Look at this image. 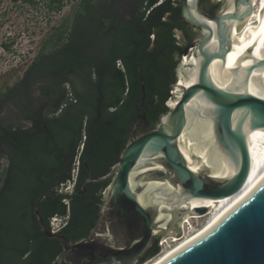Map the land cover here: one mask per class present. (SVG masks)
I'll return each instance as SVG.
<instances>
[{
	"label": "trees",
	"instance_id": "1",
	"mask_svg": "<svg viewBox=\"0 0 264 264\" xmlns=\"http://www.w3.org/2000/svg\"><path fill=\"white\" fill-rule=\"evenodd\" d=\"M52 2H59L61 8V0ZM114 4L113 0H83L72 27L59 29L21 80L0 97V112L4 101H12L18 104V117L26 115L33 123L27 130L0 126V161L7 159L0 173V264H52L62 247L42 233L35 206L46 196L40 215L49 231L52 217L68 214V197L59 187L71 176L78 147L83 144L85 151L101 153L102 167L91 176L100 178L123 153L139 116L146 117L139 122L143 134L170 110L176 69L189 44H180L175 36L180 29L189 38L180 3L145 0L142 10L132 16L116 12ZM219 6L207 9L216 14ZM35 100L49 101L37 115L27 106ZM4 150L6 154L1 153ZM107 157L111 160L105 162ZM86 178L81 170L76 192ZM106 184L86 187L103 191ZM100 201L94 194L91 201L71 198V222L64 230L69 239L88 235ZM159 251L157 247L145 255L141 264Z\"/></svg>",
	"mask_w": 264,
	"mask_h": 264
},
{
	"label": "water",
	"instance_id": "2",
	"mask_svg": "<svg viewBox=\"0 0 264 264\" xmlns=\"http://www.w3.org/2000/svg\"><path fill=\"white\" fill-rule=\"evenodd\" d=\"M234 4L233 12L227 10L229 1L226 0L221 10L210 14L201 6L200 0H182L183 20L199 31V38L192 46L186 47L182 55H192L198 61L197 65H191V68L197 67L196 81L188 86L179 83L181 59L174 84V88L181 89L176 105L169 108L154 129L136 135L138 123L146 119L139 116L132 125L129 142L119 161L108 174L90 180L94 183L111 180L102 217L91 235L71 244L65 237L50 233L40 215L41 202L47 198L44 196L38 200L35 215L42 232L63 243L62 253L52 264H141L148 246L152 241L158 246V237L167 230L161 227L162 221H157V205H143L138 198L150 182L169 183L174 189L171 193L164 191L165 197H176L180 202L177 204L234 196L247 184L252 168L248 136L264 129V99L245 92L241 87L254 73L264 69V57L242 69L243 80L239 88L218 87L210 73L215 60H221L222 64L227 62L232 48L233 24L244 22L254 12V0H235ZM215 37L218 46L211 49ZM253 51H249L245 58L249 59ZM182 73L190 77L183 68ZM141 87L144 101V82ZM195 98L208 104L207 115L213 120L218 147L236 167L233 177L216 178L208 170L192 171L179 147L188 116L203 115L199 110L187 111ZM141 162L144 163L140 165ZM155 166L162 169L139 176L136 186L132 187L130 178L134 171ZM184 212L176 205L172 212L173 222L177 223ZM192 212L204 215L207 209L196 208ZM157 230L159 235L155 234ZM162 264H264V167L207 233L179 249Z\"/></svg>",
	"mask_w": 264,
	"mask_h": 264
},
{
	"label": "bare ground",
	"instance_id": "3",
	"mask_svg": "<svg viewBox=\"0 0 264 264\" xmlns=\"http://www.w3.org/2000/svg\"><path fill=\"white\" fill-rule=\"evenodd\" d=\"M228 1L229 6L227 10L233 12L235 10V0ZM194 14L200 18L195 11ZM211 25L215 27L214 23H211ZM231 32L232 48L228 54L226 64H222L221 60L217 59L211 64L210 68L213 82L222 89L241 87L243 80L242 69L251 65L258 58L264 57V0H254V12L252 16L242 23L235 22ZM217 46L218 39L215 37L210 47L211 49H216ZM251 50H254L251 57L246 59L247 53ZM186 60L190 65H186ZM182 62L183 64L179 71V83L188 86L196 81L197 67L191 68V65H197L198 61L192 55H189L184 56ZM182 68L188 72L190 77L183 75ZM241 88L249 94L264 99V69L254 73L248 83ZM173 95H177V97H173L170 100L169 108H173L181 96V89L178 86L174 88ZM207 109L208 104L201 98H195L190 102L187 111L193 112L199 110L203 115L199 117L188 116L187 127L179 139V147L192 171L200 173L201 171L208 170L212 177L216 178L233 177L236 173V167L218 147L214 134V123L208 117ZM248 144L252 157L250 177L244 188L234 196L218 200L196 199L191 200L189 204H177L179 201L176 197H165L164 191L165 193H171L174 189L169 183L155 181L146 185L145 190L138 195V198L143 205L149 203L157 205V221H162L161 227L167 229L163 237V243L175 244L166 248L160 255L145 264L164 263L179 249L207 233L216 224L218 219L237 201L242 192L264 167V129L250 133L248 136ZM143 163L141 162L140 165ZM154 169H162V167L155 166L145 168L141 171H134L130 178L132 187L136 186V181L139 176ZM151 194L152 197H150ZM176 205L179 209H184L185 212L177 224H174L175 227L169 230V224L173 221L172 212ZM196 208L207 209L205 222L203 221L204 223L191 233L182 232L187 230V224L192 225L193 220L202 219V215H195L192 212ZM155 234L159 235L160 231H155Z\"/></svg>",
	"mask_w": 264,
	"mask_h": 264
},
{
	"label": "rangeland",
	"instance_id": "4",
	"mask_svg": "<svg viewBox=\"0 0 264 264\" xmlns=\"http://www.w3.org/2000/svg\"><path fill=\"white\" fill-rule=\"evenodd\" d=\"M82 1L61 0L62 6L59 9L60 3H54L52 0H34L33 3L23 0L18 2L0 0V97L6 93L9 87L15 86L21 80L24 72L34 61L42 47L59 29L64 27L69 30L72 27ZM175 1L177 3L182 2V0ZM210 2L211 5L220 3L217 12L226 3L225 0H210ZM176 36L180 44L185 43L180 32H176ZM194 38L197 40L199 33L194 32ZM5 45L9 48H6ZM17 111L18 104L12 101H4L0 112V121L2 123L11 121ZM6 164L7 159L2 157L0 173ZM206 214L202 215V219L191 222L194 230L205 222ZM174 224L177 223L172 221L169 224V230L175 227ZM182 232L191 233L187 230ZM164 236L165 234L161 235V238Z\"/></svg>",
	"mask_w": 264,
	"mask_h": 264
},
{
	"label": "flooded vegetation",
	"instance_id": "5",
	"mask_svg": "<svg viewBox=\"0 0 264 264\" xmlns=\"http://www.w3.org/2000/svg\"><path fill=\"white\" fill-rule=\"evenodd\" d=\"M143 1H145V0H113V2L115 3L114 5H115L116 10H117L116 12H118L120 14H123L125 16L126 15L127 16H132V15L138 14V12H140L142 10L141 9V2H143ZM206 2H207V5L208 4L211 5L210 0H200L201 6L208 13H210L209 10L207 9L208 6L206 5L207 7H205L204 5H202V4L206 3ZM180 5L182 7V2L180 3ZM181 18H182V15H181ZM182 20H183V18H182ZM186 30L188 32L189 38H187L186 31L185 30H180V29L179 30L178 29L175 30V36H176V32H180L181 35H182V37H183V41L185 43H188L189 42V44L187 46V47H189V46H192L195 43V41H196V39L194 38V32L199 33V31L193 29L189 24H187ZM176 38H177V36H176ZM188 40H190V41H188ZM181 59H182V56H181L180 60ZM186 65H190L189 63H187V60H186ZM35 93L39 96V92L38 91H35ZM48 102H49L48 100H41V101L35 100L34 102L29 103L30 105H27V106L30 107V111H32L34 113V115H37V113H39L42 109H44V107H46L45 105ZM64 107H65V104L62 107H60V110H58V112L56 113V115H59ZM44 111L46 112L47 110H44ZM0 126L5 127V128L6 127H9V126H13L15 129L27 130L29 128H32L33 123L31 122V120H29V118L26 115H22V117L19 118L18 117V113L15 112L14 113V117H13V119L11 121H8L6 123H2L0 121ZM141 127H142V124L141 123H138V129L136 131V135H141V131H140ZM86 140H87V136L85 137L84 142ZM5 147H7V145ZM1 153H5L6 154V151L4 150ZM120 157H119V159H120ZM77 158H79V160H80V169H79V176H78V179H77V183L75 185V188L73 189L72 192H63V193L61 192V185L62 184H65L68 179L65 182L61 183L60 184V187H59L60 193H62L63 195H65V196L68 197L65 200V201H67V205H68V214L62 216V217H65L66 218V221L59 224V229L56 232H52L51 228H50V231L46 228L50 233H52L54 235H57V236H60V237H65L68 240V242L71 243V244H74V243H77L79 241H82V240L88 238L91 235V233L94 230V228L96 227L98 221L102 217L103 208H104V205H105V202H106V198H107V190H108L109 184L111 182V180H107V181H104V182H100V183H107L106 184L107 187L103 191H100V190L95 191V192H92V190L90 191L86 187V184L88 185V184L94 183V182H90V180L93 179L91 176L93 175V171H98L99 169H101L103 157H102L101 153H98L95 149H91V150L85 151V148L83 147V144H82L76 150V154H75V156L73 158V161H72V164H71V168L73 167L74 161ZM108 159L111 160V157H107V159L105 160V162L108 161ZM119 159L114 164L111 165V168H110L109 172L111 171L112 167L119 161ZM81 170H83V175L84 174L85 175L87 174V178L85 179L84 183L82 185H80L78 192H76V187H77V184H78V180H79V177H80V171ZM108 173H106V174H108ZM58 178H59L58 175H56V179H58ZM93 194L96 197H100V199H101L100 203H98L97 206H95V208L97 210H99V213H98V216L96 218L94 227L89 231L88 235L85 236V237L79 238L78 240H71V239H69L64 234V230L69 226V224L71 222V211H70V206H69L71 204V198H73L75 196H78V197L84 198L85 201H91L93 199ZM42 221H43V219H42ZM50 221H51V219H50ZM50 221H49V227H50ZM43 223H44V221H43ZM156 237H158V236H156ZM158 238H159V240H158V246H156L154 244V241H152V243L148 246V248L144 252V254L142 256V259H143V257L145 255L149 254L152 250H154L157 247H159V241H160L161 237H158ZM55 241H57L60 244V246L62 247V251H63V243L61 241H58V240H55ZM62 251H61V253H62ZM26 257H27V255H26Z\"/></svg>",
	"mask_w": 264,
	"mask_h": 264
},
{
	"label": "built area",
	"instance_id": "6",
	"mask_svg": "<svg viewBox=\"0 0 264 264\" xmlns=\"http://www.w3.org/2000/svg\"><path fill=\"white\" fill-rule=\"evenodd\" d=\"M162 1L163 0H160V2H162ZM153 39H154V36H153ZM79 169H80V160H79V158H77L74 161L70 178L67 180V182L65 184L61 185V192L62 193L73 191V189L75 188V185L77 183L78 176H79ZM66 204H67V201H66ZM65 221H66V218L62 217V216L52 217L51 221H50V228H51L52 232H56L59 229V224L65 222ZM193 230H194L193 224L192 225L187 224V232H192ZM166 244L163 243V238H161L159 241L160 251H159L158 255H160L163 250L170 247L171 245H174L175 243H169L167 245ZM158 255H156L154 258H156Z\"/></svg>",
	"mask_w": 264,
	"mask_h": 264
}]
</instances>
